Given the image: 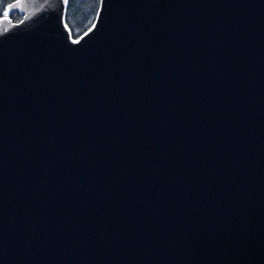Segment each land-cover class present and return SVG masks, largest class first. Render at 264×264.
I'll use <instances>...</instances> for the list:
<instances>
[{"label":"water","instance_id":"water-1","mask_svg":"<svg viewBox=\"0 0 264 264\" xmlns=\"http://www.w3.org/2000/svg\"><path fill=\"white\" fill-rule=\"evenodd\" d=\"M67 7L0 16V264H264V0Z\"/></svg>","mask_w":264,"mask_h":264},{"label":"trees","instance_id":"trees-1","mask_svg":"<svg viewBox=\"0 0 264 264\" xmlns=\"http://www.w3.org/2000/svg\"><path fill=\"white\" fill-rule=\"evenodd\" d=\"M12 1L13 0H0V16L5 14V6ZM99 2L100 0H98L96 10L91 11L90 0H68L66 19L73 36L80 35L92 25L96 17ZM89 14H91L90 17ZM10 16L14 21H19L22 18V14L18 11L11 12Z\"/></svg>","mask_w":264,"mask_h":264},{"label":"rangeland","instance_id":"rangeland-1","mask_svg":"<svg viewBox=\"0 0 264 264\" xmlns=\"http://www.w3.org/2000/svg\"><path fill=\"white\" fill-rule=\"evenodd\" d=\"M91 1V5H90V10L93 11V10H96V6H97V3H98V0H90ZM91 14H89V17H90Z\"/></svg>","mask_w":264,"mask_h":264}]
</instances>
